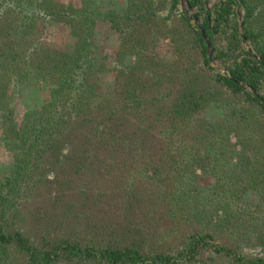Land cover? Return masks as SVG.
<instances>
[{
  "label": "trees",
  "instance_id": "trees-1",
  "mask_svg": "<svg viewBox=\"0 0 264 264\" xmlns=\"http://www.w3.org/2000/svg\"><path fill=\"white\" fill-rule=\"evenodd\" d=\"M199 1H191L190 7L194 8ZM263 3L264 0H223L212 11L201 6V12L205 13L203 27L199 31H192L200 61L182 66L174 64L163 73L168 83L177 85V89L167 93L156 92L158 89L152 88H160L162 82V79L155 77L158 74L152 72L150 77H139L131 69L125 74L122 83L123 105L112 110L108 119L105 118L99 124L91 116L86 123L89 130L84 134L80 133V125L83 124L81 119L85 116L84 110L91 102L84 98L88 92L84 77L94 66L89 59L90 29L93 25L87 10L62 8L60 20L68 22L70 34L75 40L73 49L64 54L51 50L45 52V49L38 46L33 48L28 43L30 53L34 56L38 55L39 58L44 52L46 54V61L43 64L42 60L41 68L48 75L45 88L49 94L38 108L24 115L19 126L7 122L3 130L5 141L7 139L12 143L14 164L12 172L0 181V264H61L64 261L66 264H196L201 259L215 264L218 259L224 261L222 264H264V256L246 257L238 251V247L217 242L215 232L202 229L198 223H194L193 230L173 248L163 251L145 248L147 244L144 245L142 240L133 244L112 240L109 235L119 232L117 228L111 229L113 225L103 230L99 228V233L106 234L101 240L95 231V224L85 219L89 211L86 196L92 188L84 191L94 182L92 179L96 169L102 168L104 176L111 174V168L116 165V169L121 172L120 178L129 187L128 198L134 206L130 213L122 216L126 223H144L145 226L138 229L146 233L151 225H156V228H160V224L171 226V222L181 215L196 217L209 201L203 199L202 206L194 203L198 194L191 185V168L199 165L200 161L203 162L202 169H206L216 156L205 158L201 149L197 153L198 146L205 141L204 138L214 135L217 147L224 151L230 148L231 134L240 143L241 154L244 153L242 158L247 161L248 176L250 171L254 176L255 187L245 186L240 190H257L259 186H264V160L259 161L262 163L260 168L255 162L251 163V137L246 136L243 140L240 136L241 131L250 127L258 133H264V44H261L264 36H259L264 33L260 30L255 33V22L264 21V15L257 12ZM10 6L8 4L4 10L2 20L11 14ZM239 6L244 10L242 27L233 20V8ZM182 20L189 23L184 16ZM110 23L115 26L114 18ZM241 28L242 35L239 33ZM20 31L23 30L18 23L15 32L19 35ZM201 31L210 45L213 37L218 36L226 41L227 51L238 53L231 60L226 74L210 73L212 59ZM244 42L249 44L250 49L243 46ZM21 51L18 44L11 48V63L21 57ZM225 52L218 53L215 59L226 58ZM149 91L156 93L149 97ZM226 95L246 105L237 112L224 110V117L209 124L204 132L195 130L193 124L196 114L210 103L217 105L218 98L223 99ZM120 96L118 102H121ZM252 108L263 120L258 119ZM124 111L134 113L129 123L132 126L128 133L125 131L126 134L119 128L123 121V115H120ZM147 113L149 121L145 116ZM133 119L136 121L133 122ZM190 128L193 130L190 131ZM220 129L224 131L223 134L219 133ZM177 134L184 138L188 134L193 136L194 146L180 147L176 155H171L174 146L172 138ZM128 141L131 148L126 150ZM64 146L69 147L68 157H60ZM135 151L143 154L138 160L137 156H131ZM231 151L235 153L234 149ZM184 154L188 155V160H185ZM59 158L64 160L61 169ZM70 158L73 168L67 172L65 163ZM53 165L57 166L60 173L48 180L47 171H40V168L52 170ZM82 168L86 169L82 171ZM139 170L151 173V177L131 184L137 180L133 177ZM182 185L186 188H180ZM44 190L50 194L49 201L39 204L32 212L33 199L29 198V194ZM52 193L54 195L51 197ZM46 222L56 225L54 233L46 231ZM261 241L264 243V238Z\"/></svg>",
  "mask_w": 264,
  "mask_h": 264
},
{
  "label": "rangeland",
  "instance_id": "rangeland-1",
  "mask_svg": "<svg viewBox=\"0 0 264 264\" xmlns=\"http://www.w3.org/2000/svg\"><path fill=\"white\" fill-rule=\"evenodd\" d=\"M191 1L194 2V0H0V72H2L0 73V181H3L12 172L14 164L12 143L3 138L6 123L14 122L19 126L24 115L29 110L38 108L48 97L49 91L45 88L48 75L41 68L42 60L43 64L46 61V50L64 54L73 49L75 40L70 34L68 22L64 19L60 20L62 8L72 11L81 8L87 10L93 25L90 29L92 37L89 38L91 42L89 59L94 66L87 71L84 77L86 79L85 87L88 89L84 98L91 102L84 110L85 116L81 119L83 124L80 125V133L84 134L89 130L86 123L92 118L91 116L95 123L99 124L105 118L108 119L112 110L120 107L122 104V83H124L125 74L131 69L139 77L158 74L155 77L162 79L160 88L153 87L152 89H158L156 92L167 93L177 89V85L168 83V78L163 74L168 67L174 64L182 66L200 61L199 49L193 39V32L199 31L204 24L205 13L201 12V6L205 10L212 11L223 0H200L195 3L194 8L190 7ZM8 4L11 5L9 7L11 14L2 20ZM260 8L257 12L264 15V3ZM233 10L234 22L242 27L243 8L239 6ZM127 11L129 13H126ZM183 16L188 19L189 23L182 20ZM112 18L115 20L114 27L110 23ZM18 23L23 30L19 32V35L15 32ZM255 26V33L258 30L264 33L262 19L255 22ZM239 33L243 34L242 28ZM259 36L263 37L264 35ZM261 40V44H264V39L261 38ZM28 43L33 48L38 46V48L45 49L44 54L39 58L38 55L31 54V50L27 46ZM16 44L22 48L19 55L21 57H18L15 63H11L9 54L11 48L16 47ZM226 46V41L221 40V37H213L210 57L212 59L211 74H226L231 60L238 56L237 52L227 51ZM243 46L250 49L247 42H244ZM220 52H225L226 58L215 59V56ZM208 76L207 74L206 77ZM80 77L81 75L76 79L78 80ZM156 92L149 91L148 96L151 97ZM119 96L121 102H118ZM144 97L147 96L144 94ZM218 100L217 105L219 106L210 103L203 111L196 114L193 124L195 130L204 132L208 129L209 124L222 119L226 110L229 112L232 109L237 112L246 105L233 98L230 99L227 95L223 99L218 98ZM244 108L246 109V107ZM252 109L251 111L256 114L258 119L263 120L256 109ZM122 115L123 121L119 128L123 134H126L125 131L128 133L132 126L129 123L132 121L134 113L124 111L120 116ZM145 116L149 121V114L147 113ZM253 118L256 119L254 116ZM134 121L136 120L133 119ZM192 130L190 128V131ZM219 133L223 134L224 131L222 132L220 129ZM240 134L243 140L246 136L251 137L250 162H255L258 168L262 167V163L259 161L264 160V133H258L250 127L241 131ZM214 137L216 136L204 138L205 141L198 146L197 153L201 149L205 158H212L215 154L216 156L210 160L206 169H202L203 162L199 161V165H194L191 168L192 173H190L192 175V177L190 176L191 185L198 194L194 203L202 206L203 199H206L209 204L204 205L200 209L201 213L196 217L181 215L182 217L171 222V226L170 224H160L161 227L156 228V225H151L146 233H142L138 229L140 226H145L144 223L138 225L137 221L126 223L122 220V216L130 213L134 206L128 198L129 187L120 178V170H117L116 165H113L111 174L103 176L102 168L96 169L92 179L94 182L84 190L92 188L86 196L89 211L87 210V215L85 212L87 216L85 219L87 218L93 225L95 224L94 226L97 228L95 231L100 235L101 240L106 234L99 233V228L103 230L113 225L111 229L117 228L119 232L109 235L112 240L115 239L116 242L123 244H133L142 240L144 245L147 244L144 246L145 248L163 251L173 248L191 229L193 230L194 223H198L202 229L215 232L217 242L238 247V251L242 255L246 257L264 256V243L261 241L264 238V186H259L257 190L248 189L242 192L241 188L245 186L254 188L255 183L251 171L248 176L247 161L242 158L244 153L241 154L240 143L231 134L229 136L230 143L235 145L229 143L230 148L222 151L219 146L217 147L218 144ZM192 139L194 137L189 134L185 138L177 134L172 138L174 146L171 148V155H176L179 152L177 149L180 147L194 146ZM215 144L216 147H214ZM128 147L131 148L129 141L126 142V150ZM233 149L235 153H232ZM60 153L62 154L60 157L67 156L70 153L69 147L64 146ZM142 155L139 151L131 154L132 157L137 156V160ZM184 155L185 160H188V155ZM231 156H233L232 159ZM58 161L61 162V165L64 164V160L59 158ZM66 161V171L69 172L73 168L71 167L73 160L70 158ZM196 166L200 167L195 168ZM63 167L62 165L59 169ZM59 169L56 166L52 170L40 168V171H47L46 179L52 180L53 175L60 173ZM85 169L82 168V171ZM147 177H151V173L139 170L133 177L137 180L132 181L131 184H136ZM172 186L178 188L177 185ZM180 188L186 187L182 185ZM49 195L45 190L39 191V193H30L29 198L33 199L31 211L34 212L35 207L39 204L49 201ZM53 195L54 193L51 197ZM160 198L163 199L164 196H160ZM215 210L218 212L215 213ZM52 222L50 225L46 222V231L54 233L56 225L52 226ZM87 237L90 238L88 235ZM203 255L206 256L205 253ZM222 262H224L222 259H218L216 264H222ZM61 264H66V261ZM82 264L97 263L85 262ZM196 264L215 263L204 262V259H201Z\"/></svg>",
  "mask_w": 264,
  "mask_h": 264
},
{
  "label": "water",
  "instance_id": "water-1",
  "mask_svg": "<svg viewBox=\"0 0 264 264\" xmlns=\"http://www.w3.org/2000/svg\"><path fill=\"white\" fill-rule=\"evenodd\" d=\"M201 32H202V34H203V38H204V40H205V42H206V44H207V47H208L209 57H211L212 49H211L210 42H209L208 38L206 37V35L204 34V32H203V31H201ZM258 61L260 62L259 59H258Z\"/></svg>",
  "mask_w": 264,
  "mask_h": 264
}]
</instances>
